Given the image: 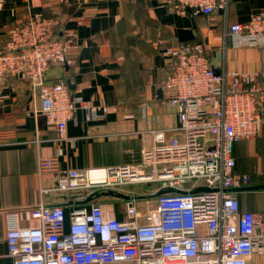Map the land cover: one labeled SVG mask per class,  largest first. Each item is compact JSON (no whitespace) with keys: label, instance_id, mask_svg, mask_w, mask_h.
<instances>
[{"label":"built area","instance_id":"built-area-1","mask_svg":"<svg viewBox=\"0 0 264 264\" xmlns=\"http://www.w3.org/2000/svg\"><path fill=\"white\" fill-rule=\"evenodd\" d=\"M232 1L163 0L170 12L205 16L227 12ZM58 26L57 20L35 15L9 28L0 48V82L6 75L27 80L47 124L66 140L75 112L88 110L92 120L98 107L74 95L66 79L46 81L53 66L69 63L67 51L78 48L77 31H57ZM226 34L235 48L262 51L261 72H216L201 43L169 46L159 40V53L173 66L160 103L178 108L174 125L149 130L151 143L128 151L125 163L69 170L58 186L84 199L110 190L136 197L131 187L138 185L151 186L142 196L161 189L183 193L159 196L156 207L144 211L130 199L124 220L95 201L73 210L68 226L63 206L31 209L36 224L30 227L21 225L19 212H6L14 264H264V213L242 210L240 193L233 191L250 184L249 176L237 172L235 144L257 139L264 124V11L231 24ZM141 108L145 115L149 106ZM7 137L0 132V140ZM59 171L57 157L39 158V174ZM198 188L209 190L195 193Z\"/></svg>","mask_w":264,"mask_h":264},{"label":"crops","instance_id":"crops-1","mask_svg":"<svg viewBox=\"0 0 264 264\" xmlns=\"http://www.w3.org/2000/svg\"><path fill=\"white\" fill-rule=\"evenodd\" d=\"M263 11L264 0H233L227 12L212 16L176 14L163 0H0V48L8 41L9 28L35 15L77 31L78 48L66 53L69 63L53 66L46 81L66 79L74 95L98 107L92 120L88 110L79 108L67 123V139L59 140L27 80L6 75L0 82V132L9 136L0 140V264H14L6 242V212H19L21 225L30 227L36 224L31 209L63 206L68 226L70 213L85 207L77 204L84 198L81 193L59 191L61 176L69 170L119 166L128 151L151 143L149 130L174 125L178 108L160 103V90L173 66L159 53V40L169 46L201 43L216 72H261L262 51L233 47L226 32L231 24ZM143 104L149 106L145 115ZM261 149L264 126L257 141L234 147L239 174L264 173L250 162ZM49 156L57 157L60 171L39 174V158ZM239 193L242 210L264 213V192ZM71 201L75 203L70 205ZM127 201L95 200L118 220L125 219ZM137 206L141 211L154 208L156 200L137 199Z\"/></svg>","mask_w":264,"mask_h":264},{"label":"water","instance_id":"water-1","mask_svg":"<svg viewBox=\"0 0 264 264\" xmlns=\"http://www.w3.org/2000/svg\"><path fill=\"white\" fill-rule=\"evenodd\" d=\"M160 99L162 98V90H160ZM208 188H198L196 189L194 192H200V191H208ZM264 190V184L261 185H255V186H248V187H243V188H237V189H233V191L235 192H253V191H263ZM183 193L181 191H177V190H173V189H161L160 191L154 193V194H150L148 196H129L123 193H118V192H114L112 190L110 191H103V192H93L91 194H89L84 200L77 202V204L82 205V206H86L90 203H92L95 200L101 199L103 197H113V198H118V199H122V200H130V199H143V198H147V199H155L159 196H162L164 194H168V193ZM75 202L71 201L69 204L72 205Z\"/></svg>","mask_w":264,"mask_h":264},{"label":"rangeland","instance_id":"rangeland-1","mask_svg":"<svg viewBox=\"0 0 264 264\" xmlns=\"http://www.w3.org/2000/svg\"><path fill=\"white\" fill-rule=\"evenodd\" d=\"M255 140H251L250 142H255ZM251 163H255V165L257 166V169H259L260 171L264 172V150L261 149L259 151V153L257 154L256 158H253L251 161ZM135 188H139L140 190L142 189V191H144V193L146 194V191L148 192L151 189V186H143V185H138V187ZM144 200H152V199H140V201H144Z\"/></svg>","mask_w":264,"mask_h":264},{"label":"trees","instance_id":"trees-1","mask_svg":"<svg viewBox=\"0 0 264 264\" xmlns=\"http://www.w3.org/2000/svg\"><path fill=\"white\" fill-rule=\"evenodd\" d=\"M54 83H56V82H54ZM263 126H264V124H263ZM262 126V127H263ZM258 139V138H257ZM257 139H256V141H257ZM247 142H250V141H240V142H237V143H240V144H245V143H247ZM236 143V144H237ZM236 144H235V146H236ZM126 161V160H125ZM125 161L123 162V163H125ZM236 162H237V160H236ZM122 163V164H123ZM240 166H241V164H240ZM245 171H247V170H245ZM250 184H249V186H255V185H261V184H264V173L263 174H261V175H257V174H255V173H253V174H250ZM131 189H135V187H131ZM137 189V188H136ZM138 190V192H140V193H144V191H142V189L140 190L139 188L137 189ZM147 192V191H146ZM261 193V192H264V190L263 191H253V193Z\"/></svg>","mask_w":264,"mask_h":264}]
</instances>
